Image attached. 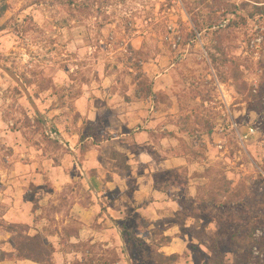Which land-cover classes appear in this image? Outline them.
Segmentation results:
<instances>
[{
    "label": "rangeland",
    "instance_id": "1",
    "mask_svg": "<svg viewBox=\"0 0 264 264\" xmlns=\"http://www.w3.org/2000/svg\"><path fill=\"white\" fill-rule=\"evenodd\" d=\"M4 2L0 64L31 101L0 68L1 250L14 252L5 226L18 223L50 245L53 264H140L124 224L154 245L149 253L206 264L220 221L237 208L256 220L264 193V0ZM232 71L259 95L239 93ZM124 100L141 101L147 114L150 106L169 112L162 116L172 131L153 138L171 132L187 155V166L155 173L164 196L144 190L134 198L133 173L116 172L110 161L116 146L105 145L107 123ZM130 128L122 129L128 142ZM158 226L167 228L168 245L152 235ZM233 230L228 223L227 234ZM231 244L223 247L230 264H264V251Z\"/></svg>",
    "mask_w": 264,
    "mask_h": 264
},
{
    "label": "trees",
    "instance_id": "2",
    "mask_svg": "<svg viewBox=\"0 0 264 264\" xmlns=\"http://www.w3.org/2000/svg\"><path fill=\"white\" fill-rule=\"evenodd\" d=\"M8 10V4L6 2L0 4V18L3 17L4 13ZM212 25L210 24L209 28ZM214 32L218 35V38L222 40V36H219V31ZM221 42V41H220ZM218 49L221 50V46L217 45ZM232 80L235 83L239 93L247 91L248 97H257V92H252L251 88L244 83H239V74L237 71H232ZM260 88L264 92V74L262 75V81ZM39 122L41 120L37 118ZM110 158L116 161V164L123 170L130 168L127 163L126 155L122 152L112 151ZM226 179V176H224ZM232 185L231 180H225L224 187ZM227 191V190H225ZM240 208V207H239ZM257 215L256 220L252 221L250 215L238 208L231 212L226 219L219 222V229L214 233L212 237V244L209 246L210 255L207 258L206 264H230L229 256H227L226 250H223L224 246H227L231 241V245L238 249L243 247L256 248V251H264V193H262L258 200H256ZM231 223L234 225V230L231 234H227V224ZM243 223V224H242ZM6 229L12 233V240L15 245L14 252H8L0 249V261L4 260H30L39 264H53V251L49 244H47L43 237L39 234H29L27 227L18 223L7 224ZM121 232L126 239V243L133 251V258L135 262L140 264H174L179 259L178 253L164 254L158 251H152L149 253L148 248H152L151 244H148L146 240L142 239L133 227H128L124 224L120 225ZM239 230H242V234H239ZM166 228L154 227L151 229L152 235L160 236L164 245H168L171 242V237L165 235ZM256 232H261V235L257 237ZM227 236V237H226Z\"/></svg>",
    "mask_w": 264,
    "mask_h": 264
},
{
    "label": "crops",
    "instance_id": "3",
    "mask_svg": "<svg viewBox=\"0 0 264 264\" xmlns=\"http://www.w3.org/2000/svg\"><path fill=\"white\" fill-rule=\"evenodd\" d=\"M115 97V95L110 96V103H113L112 101ZM141 105V101L132 100L128 102L124 100V102L120 105L114 106L116 111L118 110L119 112L117 114L115 112L113 117H110V123H107L106 131L110 132L111 138H108L105 141V145L111 144L116 146L111 148L109 154L112 151H118L126 155L127 163L130 166L128 172L133 173L137 185L133 194L134 198L137 199L141 197L144 190H148L151 197L158 198L164 196L167 191L155 189V173L159 169L175 171L181 166H187L188 159L187 155L183 152H178L180 150L178 139H176L171 132H168L164 136L160 137L159 143H157L153 138V134L158 130L165 131L167 128L169 131H172V128H169V125L166 124L168 117L162 116L163 114L167 115L169 112L160 113V110L156 109L155 111V108L150 106V114H147V110L140 109L142 108ZM112 109L113 108H111V110ZM126 110H130L127 116L123 115ZM96 115L97 112L92 113L94 119ZM159 126H161V129H158ZM125 127H132L130 128V132H134V139L130 142H128L129 135L122 130ZM156 151H159V154H162L159 156ZM110 161L115 163V171L123 170L116 164L115 160L110 158ZM116 172L112 171L114 175L117 174ZM108 175L111 177L107 180L108 184L116 185L114 180H116L117 177H114V175L111 176V174ZM123 185L124 183L120 186L122 187Z\"/></svg>",
    "mask_w": 264,
    "mask_h": 264
},
{
    "label": "water",
    "instance_id": "4",
    "mask_svg": "<svg viewBox=\"0 0 264 264\" xmlns=\"http://www.w3.org/2000/svg\"><path fill=\"white\" fill-rule=\"evenodd\" d=\"M0 68L2 69V70H4L5 72H7L18 84H19V86H21V88L24 90V92L26 93V95H27V97H28V99L31 101V97H30V95H29V93H28V91H27V89H26V87L24 86V84H23V82L20 80V78L19 77H17V75L13 72V71H11V70H9L8 68H6V67H4V66H2L1 64H0Z\"/></svg>",
    "mask_w": 264,
    "mask_h": 264
},
{
    "label": "built area",
    "instance_id": "5",
    "mask_svg": "<svg viewBox=\"0 0 264 264\" xmlns=\"http://www.w3.org/2000/svg\"><path fill=\"white\" fill-rule=\"evenodd\" d=\"M233 126H235V125L233 124ZM252 133H254V128L251 127V128H249V134H252Z\"/></svg>",
    "mask_w": 264,
    "mask_h": 264
}]
</instances>
